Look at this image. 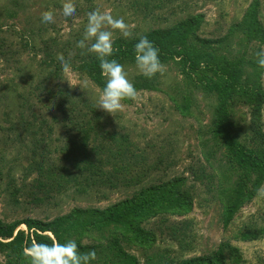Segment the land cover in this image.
<instances>
[{
  "label": "rangeland",
  "instance_id": "obj_1",
  "mask_svg": "<svg viewBox=\"0 0 264 264\" xmlns=\"http://www.w3.org/2000/svg\"><path fill=\"white\" fill-rule=\"evenodd\" d=\"M188 2L187 6L180 1L176 7L154 9L144 16L130 10L129 0H75V16L65 17L61 0H0V42L11 45L6 55L0 51V218L4 222L26 218L51 222L75 214L77 209H104L135 196L148 195L151 188L185 176L184 188L193 198L192 211L183 215L158 214L141 224L155 231L154 248L146 250L140 243L129 240L122 230L105 228L104 233L94 231L77 239L82 246H94L80 250H95L96 259L90 264L112 258L113 250L106 246L114 238L126 252L137 257L138 264L151 263L147 254L154 252L160 251V257L155 259H161L155 262L175 264L182 258L212 254L221 247L226 264H264V198L257 196L264 181L257 183L254 176L245 180V185L256 191L226 227L224 204L243 181L242 169L215 132L217 99L195 87V81L182 73L179 59L162 62L166 71L156 75L159 88H137V99L124 100L123 109L116 116L97 108L107 115V120L99 131H94L87 148L92 147L88 152L93 154L102 145L114 143V149L106 148V156H111L109 165L114 164L116 171L114 177L104 181L105 175L89 172L87 163L74 162L80 142L74 135L76 130L63 121L64 114L56 105L59 100L47 101L49 89H66L76 102L81 98L95 102L102 90L73 66L67 74L62 72L61 77L51 75L55 65L60 64L58 53L67 59L78 51L76 42L83 37L87 13L96 8L115 18L123 17L133 34L174 24L189 14L204 13L203 26L192 38L198 46L201 42L197 36L212 40L218 53L256 62L255 53L264 48V42L250 40L241 23L249 12L256 14L257 21L264 26V0ZM48 10L54 12V23L42 21L41 14ZM122 37L118 30L113 32V41ZM52 39L56 42L52 48L63 49L53 56L56 61L50 65L46 64L50 57L44 45L52 44ZM66 43L73 47L65 50ZM123 65L134 86L145 81L138 74L135 61ZM243 69L244 81L256 83L260 68L247 63ZM262 77L264 69L260 79L264 90ZM63 79L76 86L70 87ZM25 105L32 107L40 119L44 117V123H31L40 134L37 141L27 136L29 124L22 117L29 112ZM251 118L252 105L241 94L231 109L232 135L242 145L263 151L264 144H255L251 139ZM260 124L264 130V115ZM63 156L69 160H63ZM35 162L36 171L28 175ZM20 228L26 230L27 226L21 223L17 229ZM8 254L10 251L0 249V264H9ZM117 259L123 264L124 258Z\"/></svg>",
  "mask_w": 264,
  "mask_h": 264
},
{
  "label": "trees",
  "instance_id": "obj_2",
  "mask_svg": "<svg viewBox=\"0 0 264 264\" xmlns=\"http://www.w3.org/2000/svg\"><path fill=\"white\" fill-rule=\"evenodd\" d=\"M180 1L182 3L184 1L185 6H187L189 5L188 1L192 2L193 0H129V5L133 13L147 16L154 9L176 7ZM204 21V13L189 14L174 24L134 33L133 38H117L113 41L114 53L110 59H117L121 64L135 61L134 44L138 40L137 34L146 35L159 49L161 62H175L179 59L178 62L182 68V73L195 81V87L203 91L204 94L214 96L217 99L215 132L220 136L226 149L233 154L236 165L242 169L243 173V181L236 187L235 191L232 190L231 198L226 200L224 204V225L228 227L233 221L234 215L253 197L256 191L254 189L250 190L245 185V180L249 181L254 176L255 182L262 183L264 181V150L259 151L253 147H246L235 140L232 135L234 125L230 119L235 99L241 94L244 95L252 105L253 134L251 139L255 144H264V130L260 124L262 118L261 109L264 107V90L260 80L262 68L258 66L257 62H252L244 57H230L225 53L216 52L213 49L212 40L201 39L197 36V39L201 42V45L198 46L197 42L193 41L194 39L192 40V38H196V32L202 28ZM241 24L250 40L257 39L264 42V26L257 21L256 14L247 12L246 19ZM51 43L44 45V50L47 56L50 57L49 60H46V64L50 65L56 61L53 56L58 53V50L63 49L52 48L56 44L54 39H52ZM64 46L65 50L73 47L68 43L64 44ZM9 50H11L9 43L0 42L2 55H6L5 53ZM77 50L74 55L67 56L71 66L88 75L103 88L106 80L102 75L97 57L90 53L82 55L81 53L84 50ZM247 63L260 68L258 78L255 79L256 83L244 81L243 67ZM62 72L61 64H56L51 75L54 78H58L61 77ZM248 75L251 76V74ZM250 76L246 78L249 79ZM159 81L157 76L151 79L146 78L141 84L135 83V88L158 89ZM62 91L65 92V95H63ZM47 93L50 95L49 99H47L48 102L59 100L56 105L64 114L63 121L70 124L67 125L69 128L76 130L74 135L77 137V141L80 140L77 145L78 154L73 157L76 160L74 162L82 161L89 165V172L104 174L105 177L102 181L110 176L114 177L113 171H116V167L114 164L112 167L109 165L111 156H106L108 148L114 149V143L102 145L93 154L88 152L92 147L87 148L91 143L90 141H92L91 137H93L94 131L97 132L103 127L107 120V115L97 111L94 101L81 98L79 102H76L72 93L66 91V89H49ZM125 101L129 102L131 99ZM25 109L29 111L22 115L23 119H27L26 121L29 124V128H26L27 136L30 140L37 141L40 134H38V130H33L34 127L31 126V123L33 125L39 122L44 123V117L40 119L30 106L27 107L25 105ZM26 113H29L27 117ZM65 156L62 159L69 160ZM31 165L32 168L28 170V175H32L36 171L37 162ZM186 182L187 178L185 176H179L163 185L151 188L150 193L148 192V195L143 194V197L135 196L104 209H77V213L61 216L51 222H44L36 218H26L23 221L6 223L0 218V249L10 251V254H8L11 256L8 259L9 264H29L28 258L23 254V249L32 241L50 244L53 240H59L64 243L69 239L74 240L73 237H77L75 241L80 250H83L94 246H82L81 242L78 241L79 238L94 231L104 233L105 228L112 231L110 228L112 227L113 231L122 230L133 243L137 245L140 243L146 250H149L155 247L157 235L154 230L147 229L141 224L158 214L174 213L183 215L190 213L193 209V198L189 191L184 188ZM222 192L226 194V190L222 189ZM21 223L27 226L26 230L17 229ZM106 248L113 250L112 258L108 254L107 257L109 258L99 262V264H122L117 259L119 256L124 258L122 260L123 264H138L137 257L126 252L117 238L112 239ZM159 252L152 254H147L146 252L151 259V263L148 262L147 264H163L162 262H155L159 260V258L155 259L156 256L160 257ZM236 257L238 262L240 256L237 255ZM175 264H226V256L221 247L212 254L182 258L176 261Z\"/></svg>",
  "mask_w": 264,
  "mask_h": 264
},
{
  "label": "clouds",
  "instance_id": "obj_3",
  "mask_svg": "<svg viewBox=\"0 0 264 264\" xmlns=\"http://www.w3.org/2000/svg\"><path fill=\"white\" fill-rule=\"evenodd\" d=\"M62 14L65 17L75 16V0H61ZM44 23H54L55 15L51 10L41 14ZM118 30L125 39L133 38V31L123 17L115 18L106 11L96 8L87 13V24L83 37L76 42V47L84 50L83 54H94L105 77L106 83L95 99V108L102 109L114 116L123 109V101L137 99L138 93L133 82L128 78V72L123 64L113 56V32ZM138 40L134 44L135 66L139 75L151 79L158 73L163 75L166 66L159 58V49L146 35L137 34ZM258 66L264 69V48L255 53ZM63 73L71 69L68 59L62 53L57 54ZM67 80L70 87H75L71 80ZM264 81V77H262ZM264 115V108L261 109ZM257 196L264 198V185L257 189ZM23 254L29 264H90L96 259L95 250L80 251L75 240L69 239L64 243L53 240L50 244L32 241L23 249Z\"/></svg>",
  "mask_w": 264,
  "mask_h": 264
}]
</instances>
